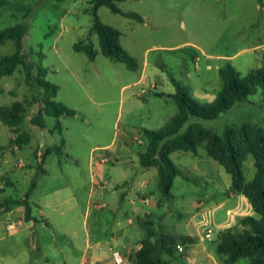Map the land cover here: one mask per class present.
<instances>
[{
    "label": "rangeland",
    "instance_id": "374dc122",
    "mask_svg": "<svg viewBox=\"0 0 264 264\" xmlns=\"http://www.w3.org/2000/svg\"><path fill=\"white\" fill-rule=\"evenodd\" d=\"M92 6L91 0H6L0 9V30L17 24L27 27L24 38L26 56L47 70L45 80L48 83L58 86L55 101L76 111L74 117L60 118L61 135L54 130L55 119L50 116H44L45 128L34 127L29 120L38 106L33 101L38 92L27 85L21 67L13 75L2 78L0 107L26 100L25 118L20 126L34 141L12 154L8 152L9 131L3 127L4 133L0 134V184L7 183L9 195L22 197L31 180L35 182L40 177L37 171L41 166L37 167L39 160L34 158L32 151L35 139L39 140L41 147L59 146L61 139L65 140L63 154L53 153L47 159L46 169L51 173L60 171V162L70 185L59 193H49L50 208L41 206L44 216H39L37 207H33L32 212L36 220L54 221V229L63 235L57 240L63 249L62 254L58 251L55 254L58 255V264L63 259L67 264H79L87 238L93 243L94 237L102 239L97 249L100 248L105 257L111 256L95 264H115L112 249L119 248L110 250L109 241L114 237L123 239L124 235L134 246L126 253L118 251L124 258L122 264H134V255L141 246L144 231L138 223L127 225L129 214H117L116 221H110L107 208L100 211L106 217L101 223L97 221L99 211L85 217L89 200L96 205L102 199L96 190L91 198L88 197L90 176L93 174L97 179L100 175L101 180L113 184L114 181L120 182L122 172L133 174L140 170L139 154L147 149L142 127L158 130L164 119L177 111L173 99L156 96L175 93L169 75L188 88L192 99L210 103L222 87L219 69L230 64L241 77H245L250 71L264 67V0H124L117 5L124 12L140 15L143 23L100 7L99 19L121 33L120 46L137 60V71H130L123 63L100 53L98 38L91 32ZM76 43L92 44L98 53L96 58L90 61L84 53L75 52L73 45ZM13 51V44L8 41L0 46V57ZM152 82L156 87L151 86ZM190 123L200 124L218 135L228 127H264V96L256 88L247 102L212 120L191 117L182 131ZM110 143L114 150L121 145L119 159L97 161L103 151L95 150V147ZM127 154L133 156V164L126 160ZM177 156L171 159L188 180L181 177L174 180L173 201L165 209L172 211L167 223L177 227L169 233L182 232L187 222L200 220L197 213H201L204 206L197 210L194 199L208 202L204 197L210 192L212 200L218 201L219 182L209 179L213 178L215 169L208 166L200 172L193 167V161H202L221 168L206 155L204 145L199 146L195 158L180 159ZM92 161L97 163H94L96 173L91 169ZM221 170L225 178H229L224 169ZM256 173L255 160L248 155L243 165L245 183L252 182ZM28 174L32 175L29 181ZM10 181L14 182L13 187ZM155 188L153 181L151 189ZM139 207L143 212L148 210L144 205ZM208 220L201 226L202 238L195 243L205 241L214 249L217 232L208 230L210 237L204 238L206 228L210 227ZM26 230L24 232L28 234L30 229ZM40 230L41 241L49 240L48 229L40 227ZM71 230L74 232L73 242H70L68 233ZM21 237V234L4 233L0 239V264L40 261V257L24 248ZM136 243L139 246L135 247ZM185 246L188 245L182 247ZM95 250H88V253ZM161 257L170 264L168 259L171 258L164 254ZM221 259L222 256L218 255V261ZM172 264L178 263L174 261ZM236 264H248V260L243 258Z\"/></svg>",
    "mask_w": 264,
    "mask_h": 264
},
{
    "label": "trees",
    "instance_id": "16d2710c",
    "mask_svg": "<svg viewBox=\"0 0 264 264\" xmlns=\"http://www.w3.org/2000/svg\"><path fill=\"white\" fill-rule=\"evenodd\" d=\"M123 1L91 0L93 5L90 12L91 32L97 36L99 51L104 57L123 63L130 71H137L139 69L137 60L120 46L121 33L102 23L98 16L99 8L106 7L114 14L143 23L140 15L119 9L117 5ZM5 4L6 0H0V9ZM26 34L27 27L23 24L0 30V46L11 41L14 47L13 53L0 58V79L13 75L21 67L27 85L38 92L33 100L38 106L29 120L30 125L45 128L44 116H50L55 119L54 130L61 135L60 118L74 117L76 111L55 101L58 86L48 83L45 80L47 70L31 62L24 52ZM73 50L84 53L90 61L98 54L92 44L76 43ZM219 76L222 87L215 99L210 103H199L190 97L187 87L169 75L175 93L171 95L159 93L156 96H168L173 99L177 112L162 128L142 130V136L147 139V149L139 154L138 164L142 168H156L158 191L163 198H168L176 177L188 180L173 164L170 155L179 151L196 153L197 148L203 144L207 156L221 164L231 177V187L226 195L243 194L255 214L240 220L243 227L241 231L226 230L219 234L216 253L222 256L220 263L235 264L245 258L248 264H264V127L257 125L241 126L237 129L228 127L218 135L200 124L190 123L182 131L191 117L202 120L215 119L234 106L247 102L256 88H259L264 96V67L252 70L245 77H241L232 65L227 64L219 69ZM25 104L26 100L14 102L9 107H0V121L16 134V137L9 141V148H22L30 142L29 134L20 131V125L25 118ZM64 144L65 140L61 139L59 146H50L41 155L36 154L39 165L51 152L62 155ZM248 155L253 156L257 173L254 180L246 184L243 165ZM34 188L35 182L32 181L25 198L12 202L24 206V215L28 221L34 219L31 217V207L27 202L29 192ZM195 242L196 239L190 236H175L156 231L152 224L146 222L141 246L134 255V264H168L161 257L163 254L171 259H179L178 247L192 245Z\"/></svg>",
    "mask_w": 264,
    "mask_h": 264
},
{
    "label": "crops",
    "instance_id": "0c3cea01",
    "mask_svg": "<svg viewBox=\"0 0 264 264\" xmlns=\"http://www.w3.org/2000/svg\"><path fill=\"white\" fill-rule=\"evenodd\" d=\"M171 117H166L164 119L163 125L160 128H162ZM3 127H6L9 131L8 132L9 140L14 139L16 137V134L12 132V129L5 126L1 121H0V134L4 133ZM144 128L148 129L146 127H142V129ZM20 131H22L21 126H20ZM33 141H34L33 137L30 136V142L28 144L32 143ZM138 143L141 144V141H139ZM34 145L35 146L33 147L32 151L35 159H37L36 154L37 156H39L43 153V150L45 151L46 149H48V147H50L47 145L45 147H41L39 144V140L37 138L35 139ZM111 147H112V143L104 146L95 147V150L103 151L102 156L97 161L104 162L103 160L106 159L107 162H110V159L112 158H115L114 160H118L119 157L121 156V145H118V147L115 150L112 149ZM20 149L21 148L18 147H12L8 149V152L15 154L16 151ZM64 149H65V144H64V148L61 151L63 152ZM52 154L53 152L48 154L44 159L43 163L40 165L41 169H38L37 171V174L40 177H38V181H35V188L31 192H29V197L27 199V202L30 204L31 207V217L34 219L28 221L24 215V206L19 203H12L14 201L23 200L25 198V195L29 191L30 185L27 191L23 193L21 197L19 195H15V196L9 195L6 189L8 187L7 183L0 184V239L4 237V233L6 232L8 235L21 234L22 236L21 238L23 239V243H24V248L28 250L29 253H34L38 257H40V261L33 260L30 264H58L59 261H57L56 259L58 255L56 256L55 254H58V252L62 254V250H63L57 243V240L60 239V237H62L63 235L59 234V232L56 229H54L55 222L54 221L52 222L49 219H47L46 221H43L42 219L36 220L34 215H32L33 207H37L40 210L38 212L39 216H44L43 213H41L42 212L41 206L50 208L51 204H49L47 200L48 196H50L49 193H51L52 195L55 193H59L61 192V189L68 187L70 185V183L68 182V175L63 172L62 170L63 166L61 165V163L59 164L60 171L51 173L46 169L47 159ZM174 155H178L177 158L180 159L184 157L195 158L197 156V151L196 153L181 152V151L174 152L170 155V159ZM126 156H127L126 160H128L130 163L133 164L134 163L133 156L129 154H127ZM92 162H93L92 164L90 163L92 165L91 169L94 173H96L95 164H94L96 163V161H92ZM192 163H193V167H195L200 172L201 171L203 172L208 166H209L208 168L213 167V169H215V172L213 171V178H209V179L212 181L217 180L220 183V184L218 183V191H217L218 201L212 200L210 192H208L207 195L204 197V199L208 198V202H205L204 200L194 199L196 201L195 208L197 210H199L201 207L204 206L203 211L201 213H197V215L201 216L200 220H197L195 222L192 221L187 222L182 232H178V233L168 232L169 230H174L177 227L176 225H172L170 223H167L166 221L167 218L171 216L172 211L170 209H165V208L166 206L168 207L170 205L171 201H173L174 195L172 193V189H171L170 197L163 198L160 195L157 188V184H158L157 170L154 167L142 168L139 165L140 170L135 171L133 174L122 172V179L120 180V182L118 183L114 181L115 183L113 184L101 180L103 178L100 175L96 179L94 175L91 174L90 176L91 188L89 190L88 197L91 198V196H93L96 190L98 193L97 195L102 199L98 203L96 202L97 203L96 205H92L91 200H89L85 212V217L89 218L93 216L94 212L95 214L97 211H99L100 213L101 210L107 208V211H109V215L111 216L109 217L110 221L113 222L116 221L117 214L118 215L129 214V217H127L128 226H132L135 223H138L144 231V224L146 222H149L150 224H152V228L155 229L156 231H161L175 236H183V235L190 236L195 238L197 242L199 240V237H201L202 235V233H200L201 226L205 225L206 220L208 219H209L208 221L210 223V227L206 228L204 234L205 239L210 237V235L207 237L208 230L216 231L217 236H219L221 232L226 230L241 231L243 227L240 224V220L245 217L255 216V214L252 210L251 205L249 204L248 200L244 197L243 194L235 193V194L226 195L228 193L229 188L231 187L230 175L225 171L224 167L217 162L216 163L221 168H223L224 171L229 175V178L227 179L225 178L221 168L212 166V164H210L209 162L202 163V161H196V162L193 161ZM37 167H39V163ZM177 168L180 169L179 167ZM180 170L184 173L182 169ZM31 176L32 175L28 174L27 176L28 181L31 179ZM153 181H155V186H156L155 189H151ZM9 184L11 187L15 185L14 182L12 181H10ZM142 205L148 208V210L143 212L142 209L139 207ZM61 216H64V214L61 213ZM105 219L106 217L102 213H100V216L97 217V221L100 223L102 220ZM38 223H43L44 225L42 224L43 226H37ZM154 226H157V229ZM40 227L44 229L46 228L48 229L47 231L48 233H50L49 240H47L44 237L45 241L44 242L41 241ZM28 228L30 230L28 234L27 232L25 234L24 231ZM68 233H69L70 242H73L74 232L71 230L68 231ZM112 236L114 237V235ZM94 238H93L94 239L93 243H90V241L87 238L86 246L84 248V254L81 257L79 264H95L98 263L99 261L100 262L106 261L109 258H111V256L109 258L105 257L102 250H100V248L97 249L100 246L102 239L98 237H94ZM138 243L135 244V247L138 245ZM132 245H133L132 241H130V239L125 237V235L123 239L121 237H114L109 241L110 250L116 247L119 249H112V250L120 251V252L122 251L123 253L129 252ZM216 246L217 243L213 249L210 245L208 246L207 243H205V241L203 242L200 241L199 244L194 243L192 245L182 247V252L179 253L180 258L173 260L168 259V261H170V264H172V262L174 261L177 262L178 264H186V263L221 264L220 261H218ZM92 249L93 250L96 249V250L93 251V253L89 254L88 250H92ZM61 261H62L61 264H67V261H65L64 259Z\"/></svg>",
    "mask_w": 264,
    "mask_h": 264
},
{
    "label": "built area",
    "instance_id": "2783aa9c",
    "mask_svg": "<svg viewBox=\"0 0 264 264\" xmlns=\"http://www.w3.org/2000/svg\"><path fill=\"white\" fill-rule=\"evenodd\" d=\"M152 87H156V83L152 82L151 83ZM210 235V233H207V237ZM178 251L182 252V246L178 247ZM112 258L115 264H122L124 262V258L122 256V254L118 251H113L112 252Z\"/></svg>",
    "mask_w": 264,
    "mask_h": 264
}]
</instances>
